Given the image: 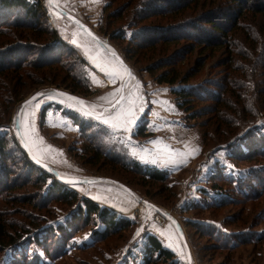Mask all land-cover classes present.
Instances as JSON below:
<instances>
[{"label":"rangeland","instance_id":"374dc122","mask_svg":"<svg viewBox=\"0 0 264 264\" xmlns=\"http://www.w3.org/2000/svg\"><path fill=\"white\" fill-rule=\"evenodd\" d=\"M61 1L76 14H81L92 29L103 35L99 29L112 33L126 28L131 20L136 22L138 18L133 16L138 15L141 7L145 10L146 5L151 3V0ZM199 1L204 4L198 5L193 12H187L184 19L196 20L201 15L210 16L218 11L231 13L235 9L231 2ZM210 1L216 2V5ZM125 2L129 6L122 20L109 21V13L119 10ZM263 2L250 0L249 4L264 7ZM47 7L48 11L44 5L48 21H43L42 27L50 26L56 34L61 33L49 16L54 10ZM215 7L218 10L213 12ZM217 16L221 18V15ZM57 19L62 21L61 16ZM169 21L168 18L152 17L144 24H166ZM237 26L230 47L233 64H229V53L225 54L223 49L209 52L196 48L191 54L187 53L180 65L181 72H184L195 67L197 60L201 59L204 65L189 83L194 87L210 83L223 92L226 89L222 96L230 107L223 110L226 124H221L219 130L214 125V118L200 115L197 119H191L189 113L178 108L172 92L175 87L157 84L144 69L145 65L151 63L148 59L150 53L139 57L140 63L128 61L142 81L141 94L144 99L140 100L144 115L131 132H105L97 124L92 134L88 133L91 134L88 138L86 132L79 131L78 122L63 114L74 111L73 107L68 106L69 101L53 96L39 98L34 103L39 104V108L34 109L35 115L29 121L35 127L32 133V139L37 141L35 149L44 150L51 146L54 150L41 151L43 162L64 177L117 180L161 212L140 204L129 193L106 183H63L78 195V201L73 202L72 206L63 204L51 196L46 187H36L33 182L37 175L23 169V151L13 123L15 107L22 100L43 88L53 87L71 92L65 89V85L76 89L71 93L89 100L115 87L118 84L116 79L112 82L109 77L101 76L74 51L77 59L71 57L64 62L66 68L73 69V78L66 79L65 85L60 84L58 79L54 84H47L56 70L55 66L41 71L29 67L25 69L21 82L7 79L0 83V137H6L4 145L10 152L7 160L3 161L5 163L0 162V172L3 169L8 171V182L16 184V189L5 193L9 203L2 202L0 198V211L3 212L2 220L6 226L12 228L10 235L16 232L20 240L16 247L0 252V264H137L142 261L147 235L158 237L164 248L174 254L177 264H187L182 241L164 214L178 221L191 253L190 264H264V190L256 188L258 181L253 182L255 191L237 188L246 187L242 183L243 178L249 182L252 179L250 176H254L257 169L264 165L261 155L252 154L250 158L254 159L239 158L252 151L254 145L260 144L264 148V14L245 12ZM15 34L20 35L18 32ZM6 40L2 38L0 42ZM111 42L124 54L122 45ZM178 45H183V42ZM37 53L33 52L34 55ZM146 58L149 62L144 60ZM79 59L80 62L77 61ZM93 78L99 83H94ZM227 83L231 93H227ZM208 105L198 102L192 108L198 112ZM79 117L93 123L85 116ZM140 126L145 131L139 137L136 130ZM41 138L43 144L38 142ZM95 144L101 150L112 153L113 157L120 155L125 162L167 174L168 179L162 184L153 183L140 174L123 173L106 161L96 164L90 152V147ZM185 152L191 154L183 157L176 155ZM38 168L43 170L36 166ZM51 178L55 179L54 176ZM226 178L230 181L240 179L241 182H237L235 187V184L225 183ZM245 191L250 194L255 192L256 195L248 198ZM225 196H230L232 200L223 206L213 205ZM84 198L114 211L118 219L129 221L130 226L125 230L103 234L104 227L99 226L98 231L95 218L90 217L87 224L76 220V225L66 228L77 212L76 205H81ZM205 234L219 236L224 248L213 247L215 242ZM232 238L234 242H230Z\"/></svg>","mask_w":264,"mask_h":264},{"label":"trees","instance_id":"16d2710c","mask_svg":"<svg viewBox=\"0 0 264 264\" xmlns=\"http://www.w3.org/2000/svg\"><path fill=\"white\" fill-rule=\"evenodd\" d=\"M219 1L221 3L231 2L235 5V9L231 13H228L229 11L214 12L213 10H218V7H215L212 9L214 12L212 15L214 14L215 16L201 15L196 20H189L184 19L188 15L186 13L195 11V8H198L197 6L201 4L199 0H151V3L146 5L145 10H143L144 7H141L138 15L133 16L138 19L136 22L131 20L126 27L127 30L123 28L117 29L112 33H107L99 29V32L107 36L109 35L111 41L118 42L122 45L121 49L127 61L133 60L135 63H140L142 61H139V57H145L146 54L150 53L148 59H150L151 63L147 58L144 59L149 62L144 67L146 72L154 77L157 84L175 87L172 92L176 96V104L179 109L189 113V118L197 119L200 115L210 116L215 119L216 122L214 125L217 126L218 130L221 124H226V118L223 117V110H227L230 107V104L222 96L226 93V89L223 92L215 84V87L210 83L207 84L208 86L205 84L194 87L189 83L197 75L200 67L204 65V61L201 59L197 60L195 67L184 72H181L180 65L187 57V53L189 52L191 54L196 48H201L203 51L209 52L223 49L225 54L229 53V58L231 59L229 64H233V59L231 58L233 53L230 51V47L233 45L232 35L237 30V25L241 17L245 15V12L249 11L264 14V7H252L249 4L250 0ZM209 3L216 5V2L213 1ZM128 6L129 3L125 2L119 10L109 13L107 17L109 21L122 20ZM217 15H221V18L219 19ZM152 17L168 18V20L170 19V23L144 24L147 20H151ZM43 21H48L43 0H0V39H7L6 42H0V77L3 79L0 83L7 81V79L18 81L17 83L19 81L21 82V77L24 75V71H26L25 69L29 67L36 71H41L55 66L56 70L51 75V79L47 81V84H54L58 79L60 80V84L65 85L67 82L65 81L66 79L73 78L71 76L73 69L66 68L64 62L71 57L77 59L76 53L59 39L58 35L50 26L42 27L44 24ZM17 32L20 35L15 34ZM32 39H34L33 42H31ZM182 42L183 45H178ZM35 44L36 46L33 47ZM35 51L38 53L34 55L33 52ZM156 53L159 54L156 57H152ZM77 61L80 62V59ZM227 84L229 88L227 93H231L229 83ZM70 87V85H65V89H70L74 93L76 89ZM198 102L208 103L209 105L197 112L192 107ZM63 114L69 116L74 122L79 123L80 132L92 134L94 127H98L97 123H90L72 111H65ZM100 129L105 132L108 131L101 126ZM144 131V127L140 126L137 128L136 134L140 137ZM91 134H88V138L89 136L91 137ZM0 138V162H3L5 159L7 160L10 152L4 145L6 137ZM90 152L92 154V160L96 164L100 162L103 164L106 161L111 166H117L123 173L133 172L140 174L149 178L153 183L158 182L162 184L168 179L167 174L160 173L158 170L140 168L137 164L125 162L120 155L119 157H113L111 156L112 153L110 154L101 150L97 144L90 147ZM252 154L264 157L263 146L260 144L254 145L252 151L241 155L242 157L240 156L239 158H241L240 160L254 159L250 158L253 156ZM21 156L23 169L30 172L31 175H37V178L33 182L36 187H46L49 194L63 204H71L72 206L73 202L78 201V195L69 186L64 185L56 179H52L51 175L45 171L39 168L36 169V166L29 161L25 152H22ZM247 161L253 162V160ZM7 172L4 169L0 172V198L5 203H9L7 201L9 198L7 197L6 200L5 193L16 189V184L10 183L11 181L8 182ZM247 176L249 177V175ZM250 177L252 179L249 182L247 178H243L244 181L242 183L246 187L239 188L237 186V188L243 191L245 189L255 191L253 182L258 181L256 188L260 187L264 190V165H261L254 176ZM260 179L262 182H260ZM27 180L31 181V179ZM212 180L215 181V179ZM224 182H230L232 183L231 185L235 184L234 186L236 187L237 182L240 183L241 180L230 181V179L226 178ZM215 185H213L214 188L217 186ZM238 194L242 196L241 193ZM245 195L251 198L255 197L256 193L253 192L250 194L245 191ZM230 200H232L230 196H225L224 198H219L217 203L213 205L223 206L224 203ZM24 201L26 200L24 199ZM76 209L77 212L72 216L69 222L70 224L67 223L66 228L76 225L74 224L76 220H81L82 224H87L90 217L95 218L94 221L97 223L95 226L98 231L100 230L99 226L104 227L102 228L104 231L103 234L125 230L130 226L129 221L118 219L114 211L100 207L85 198L82 200L81 205H76ZM2 216L3 212L0 211V252L16 247L20 243L18 236L15 234L16 232L10 235L9 232L12 228H10L11 226H6L7 224L2 220ZM205 236L212 238L215 242L213 247L224 248V242L220 240L219 236L213 234H205ZM146 237L142 250V261L137 264H177L174 260V254L164 248L158 237H154L153 235H147ZM234 240L232 238L230 242H234Z\"/></svg>","mask_w":264,"mask_h":264},{"label":"water","instance_id":"95a60500","mask_svg":"<svg viewBox=\"0 0 264 264\" xmlns=\"http://www.w3.org/2000/svg\"><path fill=\"white\" fill-rule=\"evenodd\" d=\"M43 2H44L46 10L48 11L46 0H43ZM51 8H52V10H54V12L59 11L60 13H62V15H61L62 21L57 19V17H55L54 15H52V16L49 15L50 18L53 20V24H54L56 30H59L61 32V33H57L60 35V37L59 36L58 37L69 48H71L78 55H80L82 60L84 62L88 63L93 70L95 69V71H97L103 77H108L105 75V73L103 71H101L98 67H96V65L91 60H89L88 55H85V49H88V54L93 56V57H97L101 61V63H104L105 61L111 62L112 56H111V52H109V49H110V50H112V52L115 53V55L117 57H119V60L123 63V65L131 71L132 75L134 76V73H135V76H136L137 72L135 71V69L126 60L124 54L117 47H115L113 45L109 36L106 37L105 35L100 34L97 31H95L94 29H92V27L88 24L86 19L81 16V14H76L75 11H72L65 4H63L61 0H57V4L51 6ZM69 17H71V19H69ZM74 21H78L80 25H82L84 28H86L89 32L92 33V36H88L86 33L82 32L80 30V28L77 27L76 23H74ZM74 33H76L75 36L73 35ZM65 35H67V38ZM92 37H95L96 39L93 40ZM73 39H75L77 41L76 44L72 43ZM97 41L99 42V44L97 43ZM105 45H106V47H104ZM116 80H117L118 84L115 87H112V88L106 90V92L101 93L100 95L95 96V98L89 99V100L82 97V96L75 95L71 92L61 90L58 88H53V87L36 90V92H34L30 96H28L27 98L22 100V102L19 103L15 107L16 109H15V112L13 115V121L14 120L16 121V123H14L15 135H16L18 141L20 142L22 151L26 153L29 161L34 166L40 167L43 170L47 171L49 175L54 176L55 179L58 180L59 182L65 183V184H68V183H70V184L106 183V184H110L111 186L114 185V186L118 187L119 189L123 190L124 192L129 193L140 204L143 203L149 207L154 208L156 211L161 212V210L158 207H155L154 205H152L148 201L144 200L143 198L142 199L139 198L129 187H126L125 185L118 182L117 180L107 179V178H103V177L91 178V177H86V176L64 177V176L60 175L54 167L52 168L51 166H49L48 164L43 162L42 159H41V163L38 164L36 162V160H34L32 158V156L29 154V151L23 146V144L21 143V138L18 137V135H17V129L20 130L21 134H23V131H24V129H22L23 114H21L20 117L17 116V113L20 112L21 106H24L27 111L32 112L35 109L34 103L36 102L37 99L42 98V97H48L47 95L36 96L37 93H52V92L65 93L68 96L76 97L79 100L84 101L86 105H95V113L96 114H102L105 116H107L109 114H113L116 110H118V108L120 107V104H118L117 102L120 101L121 95H123L125 98H127L129 93L135 90L138 92V95L140 96V100H142V101L144 100L142 98V94H141L142 93L141 89H143V84H142L140 77L138 78L136 76V78L134 80H129L127 78V76H125V78L123 80L119 79V78H117ZM136 85L139 86L138 89H136V87H135ZM117 89H121V91L118 92V91H116ZM114 92L116 94L111 95ZM34 96L36 98L32 102V104L25 105V101L30 100V98H32ZM61 98H63V97H61ZM102 98H104V99H102ZM140 100L138 102L139 105H140ZM69 102H70V104L74 103L72 101H69ZM123 103L126 104L127 99H125L123 101ZM73 110H74L73 112L76 113L77 115H79V116L82 115L81 112L77 111L75 108H73ZM143 115H144V110L141 108V105H140V107L137 109V119H136V123L133 126L134 129L140 123ZM82 116L84 117L85 115H82ZM85 117L92 120L95 124L96 123L99 124L101 127L105 128L108 131H116V132L123 131L121 129L113 130V129L109 128L108 126L104 125L103 123H101L99 120L95 119L93 116H85ZM29 118H31V117H29ZM33 151H36L35 147H34ZM164 216H165V218H167L169 220V222H171L173 224L177 235L180 237V239L182 241L184 250H186L187 264H190L191 263V253H190V250L188 249V245L186 244L185 237L183 236V233H182V230H181V227H180L178 221H176L170 215L164 214Z\"/></svg>","mask_w":264,"mask_h":264},{"label":"snow or ice","instance_id":"6c2138e0","mask_svg":"<svg viewBox=\"0 0 264 264\" xmlns=\"http://www.w3.org/2000/svg\"><path fill=\"white\" fill-rule=\"evenodd\" d=\"M46 4L51 7L57 4V0H46ZM51 14L57 18H59L62 15V13H60L59 11L52 12ZM69 19H71V17H69ZM74 23H76L77 27L80 28L82 32L86 33L88 36H92V33L89 32L82 25H80L78 21H74ZM73 35L75 36L76 33H74ZM92 39L95 40L96 38L92 37ZM72 43L76 44L77 41L73 39ZM97 43L99 44L98 41ZM104 47H106V45ZM109 52H111V56H112L111 62L105 61L104 63H101V61L97 57H93L88 54V49H85V55H88L89 60H91L96 65V67H98L101 71H103L105 75L108 76L112 82H115V79L117 78L123 80L125 76H127L129 80H134L135 77L132 75L131 71L123 65V63L119 60V57H117L115 53L112 52V50L110 49ZM93 82L99 83V81L95 80V78H93ZM135 87L136 89H138L139 86L136 85ZM116 91L119 92L121 91V89H117ZM115 94L116 93L114 92L111 95H115ZM41 95H47L49 98H52L53 96H59L65 98L68 101H72L74 103H71L68 106L75 108L77 111H80L82 115L93 116L95 119L99 120L101 123L108 126L109 128L113 130L121 129L124 132H131L132 127L136 123L137 109L140 107L138 103L140 100V96L138 95V92L135 90L130 92L127 98L121 95L120 101L117 102L118 104H120V107L113 114H109L107 116L102 114H96L95 105H86L84 101L79 100L76 97L68 96L65 93L52 92V93L36 94V96H41ZM35 98L36 97L34 96L30 98V100L25 101V105L32 104ZM125 99H127L126 104L123 103ZM162 103L167 104L168 102L162 101ZM34 108H39V104H35ZM21 114H23L24 131L23 134H21L20 130L17 129V135L18 137L21 138V143L29 151V154L32 156V158L36 160V162L39 164L41 163V158H40L41 151H54V150L51 149V146H48L47 149L33 151L37 141L32 139V133L35 132V127L30 123L29 117L34 116L35 113L34 111L29 112L25 109L24 106H21L20 112L17 113V116L20 117ZM13 123H16V121L14 120ZM38 142L40 144H43L42 138ZM189 154L191 153L185 152V153H178L176 155L183 157Z\"/></svg>","mask_w":264,"mask_h":264},{"label":"crops","instance_id":"0c3cea01","mask_svg":"<svg viewBox=\"0 0 264 264\" xmlns=\"http://www.w3.org/2000/svg\"><path fill=\"white\" fill-rule=\"evenodd\" d=\"M110 132H113V133L115 132V133H117L116 131H110Z\"/></svg>","mask_w":264,"mask_h":264}]
</instances>
